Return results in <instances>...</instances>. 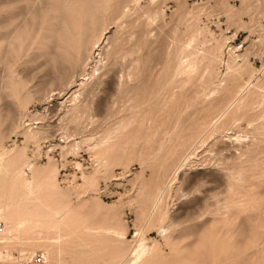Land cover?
<instances>
[{"label":"rangeland","instance_id":"374dc122","mask_svg":"<svg viewBox=\"0 0 264 264\" xmlns=\"http://www.w3.org/2000/svg\"><path fill=\"white\" fill-rule=\"evenodd\" d=\"M87 3L111 63L66 128L47 58ZM0 41V264H264V0H0Z\"/></svg>","mask_w":264,"mask_h":264},{"label":"bare ground","instance_id":"6f19581e","mask_svg":"<svg viewBox=\"0 0 264 264\" xmlns=\"http://www.w3.org/2000/svg\"><path fill=\"white\" fill-rule=\"evenodd\" d=\"M104 6H106V5L102 4L97 9V8L93 7L90 3H87V5L85 6V9H84L85 11L83 12V14H82V16H81V18H80V20L78 22H76L77 20L75 21L73 18H71L70 16L67 15L66 16V17H68V18H66L67 27H66V25H64L65 28L64 27L60 28V29L58 28V30L55 31L56 34L55 35L53 34L52 45H51V48L49 49L51 57L49 55H48L49 56L48 57V56H45L44 54H41L43 57L45 56V58L48 57L47 58L48 62L51 61V62H49V64L50 63L52 64V66H50V67H52V70L50 72H48L47 77H44V78L49 79V81L51 82V83H49V84H51V87H50L51 89L50 88H49L50 90L47 89L48 91H46V92L48 94L44 95L45 96L46 105L50 104L51 101L53 102L55 99H64L68 94H70V97L67 98L66 102L62 103V104H66V105L68 103L70 104L68 106V108H70V109H68L69 111H67L65 116H63L64 120H62V121L63 122L67 121V124H62L64 127H66V125H68V123L69 124L73 123V124H77L78 125L77 122L80 120V118L83 117L82 115L84 113V110L88 107L86 105H85L86 106L85 107L84 103L87 101L88 97L91 94L93 95V93L95 92L94 90L96 89L94 87V85L96 83L97 84L101 83V81L103 79L102 77H103V75H105L104 74V70L107 67V64L111 63V62H109V58L105 55V53H107V52L104 50V47H103L104 43L106 41L104 37H105V34H106V30L108 28L103 23V19L101 17V9ZM55 9H57V8H55ZM51 12H53V11H51ZM74 13H76V12H74ZM55 16H57V15H55ZM62 19H60V20H62ZM59 22H61V21H59ZM3 38H6L5 42H7V44H8L7 46L9 47L8 48L9 49L8 53L12 54L13 52H15V49H17V50L20 49V47L17 48L18 46L15 43L16 39L13 41V38H15V37H13L12 40L10 39V41L8 40L9 38H7V36H4ZM0 42H2V41H0ZM1 46H3V45H1ZM4 47H6V45ZM5 50L7 51V49H5ZM5 50H3V51H5ZM5 52H4V54H5ZM115 53H117V52H115ZM107 55H108V53H107ZM103 56H105V58L107 57L108 61L106 62L107 63L106 65H104V63H103L104 66L101 65L102 66L101 67L100 64H102ZM36 60H38V59H36ZM39 60H41V59H39ZM14 64H15V62H14ZM46 64H48L47 60H46ZM47 66H49V65H47ZM98 66H100V68ZM108 66H110V65H108ZM111 66H112V64H111ZM40 67H41V65H40ZM88 67H90V69H88ZM101 70H103V73H102ZM108 70H109V68H108ZM113 70H114V72H117V71H115V68H113ZM97 71H100L101 73H99L96 76V72ZM113 76L114 75H112V77L110 79L114 81V79L116 77H118V76H116L115 78H113ZM47 79H45V80H47ZM117 81H119V80L117 79ZM117 81H114V83L115 82L117 83ZM111 83L113 84V82H111ZM113 85L117 86V87L119 86V85H116V84H113ZM112 91H114V89ZM109 100H110V98H109ZM100 102L103 103L102 101H100ZM100 102H99V104H100ZM108 103H110V102H108ZM108 103H107V105H108ZM101 107H103V106H101ZM68 115H71V117H68ZM69 126L70 125H68L67 127H69ZM38 134H40V132L33 133L32 136L34 137V136H36ZM65 136H66V140H68L73 135L72 134L71 135L70 134H66ZM75 146L79 147V144H75ZM97 146H98V144L94 145V148H96ZM26 184L28 185V183H26ZM28 187H29V185H28ZM166 187H167V182H164V181L162 182L160 180V181H158V183H156V186L153 189V192L151 194V201H152L151 204L153 206L154 212L155 211L156 212L161 211V209L163 208L162 204H164L163 200H165V199H163V197H164V194H166V193H164V192H166L165 191ZM187 196H189V195H187ZM15 206H16V208H12V209L16 210L15 217H16V219L18 221L21 222V224H24V222H25V224H28V226L33 224L36 227V225L42 223V220L38 219L37 216H34L32 214H28V213L27 214L26 213L23 214L25 209L28 208V204L27 203L22 204L21 202H18L16 204H14L13 207H15ZM11 207H10V209H11ZM154 212H153V214H154ZM162 212H163V210H162ZM8 215H10V214L8 213ZM201 215H202V213H201ZM10 216L12 218L14 217L12 215H10ZM153 217H155V214H154V216L152 215V218ZM158 217L159 216L155 217L156 221H157ZM189 218H191V217H189ZM187 220H189V219H187ZM154 222H155V220H154ZM16 224H18V223H16ZM181 224H182L181 221H178L177 219H173L172 220V224L170 223L171 226L169 227L170 228L169 230H171V234H169V232H170L169 231L168 232L169 236L167 238H165V239L166 240L167 239L168 240H176V239L184 238L183 236H185L186 232H188V230H190V229L189 228H183V227L180 228ZM19 227H21V226H18V228ZM87 230H90V229L88 227H83L82 228L83 233H85ZM164 231H167V230H164ZM164 231L162 230V232H164ZM175 233L177 234V236H176ZM174 234H175L176 238L175 237L173 238ZM36 246L43 248V247H46L47 245H44L42 243H38V245H36ZM187 248H189V246H186V248H184V249H187ZM52 254L53 253H50L49 256L51 257ZM46 255H45L46 264H48V260L46 258L47 257ZM52 258H54V257H52ZM26 260H28V259H26Z\"/></svg>","mask_w":264,"mask_h":264},{"label":"built area","instance_id":"2783aa9c","mask_svg":"<svg viewBox=\"0 0 264 264\" xmlns=\"http://www.w3.org/2000/svg\"><path fill=\"white\" fill-rule=\"evenodd\" d=\"M21 264H46V259L43 254H35L28 260H24Z\"/></svg>","mask_w":264,"mask_h":264}]
</instances>
